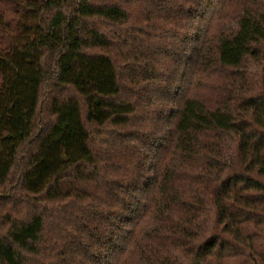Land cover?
Here are the masks:
<instances>
[{
	"label": "trees",
	"instance_id": "16d2710c",
	"mask_svg": "<svg viewBox=\"0 0 264 264\" xmlns=\"http://www.w3.org/2000/svg\"><path fill=\"white\" fill-rule=\"evenodd\" d=\"M234 3L12 0L0 264H264V0Z\"/></svg>",
	"mask_w": 264,
	"mask_h": 264
},
{
	"label": "rangeland",
	"instance_id": "374dc122",
	"mask_svg": "<svg viewBox=\"0 0 264 264\" xmlns=\"http://www.w3.org/2000/svg\"><path fill=\"white\" fill-rule=\"evenodd\" d=\"M235 0H230V4L227 5L226 7H224L222 9V11L224 10V12L226 13H234L236 10V5L234 3ZM15 13L14 10L12 8V0H0V17L1 19L4 18L3 20V24H0V27H3L6 31L5 33L8 31H10V29L5 28V23H14V18H15ZM0 19V22H1ZM8 30V31H7ZM2 36H4V34L1 33L0 31V40H1V44H5L7 43V40L2 38ZM218 76L214 73L212 74V76L209 79V82H206V85L202 88H194L191 90V93L194 95H198L201 96L202 98H206V99H216L217 96V88L216 86L218 85Z\"/></svg>",
	"mask_w": 264,
	"mask_h": 264
}]
</instances>
